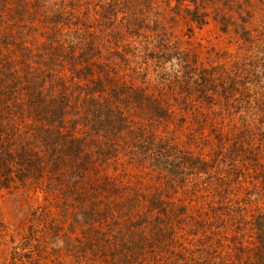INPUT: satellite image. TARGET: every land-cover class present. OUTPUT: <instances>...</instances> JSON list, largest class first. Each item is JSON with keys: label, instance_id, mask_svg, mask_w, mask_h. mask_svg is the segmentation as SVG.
I'll return each mask as SVG.
<instances>
[{"label": "trees", "instance_id": "trees-1", "mask_svg": "<svg viewBox=\"0 0 264 264\" xmlns=\"http://www.w3.org/2000/svg\"><path fill=\"white\" fill-rule=\"evenodd\" d=\"M215 1L219 0H163L161 9V2L154 5L153 0H0V188L32 182L60 200V220L47 219L41 207L31 215L35 226L45 224L31 227V233L51 229L47 255L63 252L62 244L69 238L73 245L64 251L75 264H134L135 257L152 254L157 264H227L231 258L238 264H264V210L252 217L251 224L248 221L249 243L244 244L236 226L230 238L220 235L227 229L225 213L232 210L227 182L219 181L230 155V149L226 158L222 153L227 135L218 137L211 154H193L189 146L180 148L172 136L149 129L171 113L157 94L142 86L145 80L149 84V74L155 71L167 100L174 92L163 83L177 81L182 70L187 87L179 93L181 104L186 103L185 113L197 122L184 145L200 142L206 134L208 115L198 104L212 102L210 92H218L221 99L230 95L227 89L242 93L215 86L210 76L177 55V71L166 73L164 65L173 61L175 53L163 43L143 49L154 41L147 33L157 29L149 8L162 10L163 19L166 14H184L198 23L214 7L227 24L261 20L264 27V0H220L221 7ZM160 28L166 38L167 29ZM131 56L134 66L132 62L130 66ZM258 61L259 68L264 67L256 57ZM254 95L246 96L253 99ZM261 111L259 151L264 153ZM249 132L245 126L238 136L247 142ZM125 144L131 145L128 153L147 159L156 172L155 183L170 189L161 194L159 185L154 187L156 192L149 186L144 188L147 191L137 188L132 199L125 192L129 188L109 173L113 168L125 174L119 168L123 164L114 161L123 155ZM254 157L258 160L253 170L264 175L259 156ZM212 189L220 202L213 208L215 216L196 199L204 200ZM178 191L188 203L173 199L171 193ZM240 210L235 224L241 220ZM210 216L211 222L206 221ZM69 233L73 236L66 237ZM189 234L203 240L188 253L182 240ZM33 235L29 249L27 243L14 249L11 264L37 257L32 243L39 241Z\"/></svg>", "mask_w": 264, "mask_h": 264}, {"label": "rangeland", "instance_id": "rangeland-1", "mask_svg": "<svg viewBox=\"0 0 264 264\" xmlns=\"http://www.w3.org/2000/svg\"><path fill=\"white\" fill-rule=\"evenodd\" d=\"M160 2L162 9L163 0H153L154 5H158ZM214 4L219 7L222 5L220 0L215 1ZM146 6L148 5L146 4ZM211 8V11L208 10L209 16L205 17V20L199 19L198 23L192 22L189 18L190 16L184 14L171 17L166 14L163 19L164 12L162 10H151L149 8V14L153 19L157 20V25L152 26L157 29L147 33L150 37L153 36L154 41L151 42L150 46L143 47V49H152L163 43L168 50L175 53L173 61L164 65L166 73H175L177 71L178 65H175L177 62L174 60L177 55L179 56L178 60L184 63L189 62L198 72H202L204 76H210L215 86L232 87L231 89H240L242 91V93L240 92L241 94H238L239 92L235 90L230 91L227 89L226 92L230 95L226 94V98L222 99L218 92H210L212 97H214L213 101L206 102V100H203V102L201 101L198 104L204 109L202 111L203 114L208 115V119L205 120L206 134H203L202 138L198 140L200 142H196L193 145H184L187 136L196 128L197 122L194 121L195 119L188 118L185 113L184 106L186 107V103L181 104L183 97L179 93L185 92L187 87L184 83L185 79L181 69H179L177 81L173 79L169 80L170 82L165 81L166 83H163V85L168 83L170 85L168 90L171 89L174 92L172 96L166 97L167 100L162 95V92H164L161 89L162 82L160 83L155 70V72L149 74V84L145 80L144 83L146 85L142 86L146 87L150 93H154V96L157 94L156 96L165 102L166 107L171 111L168 119L162 118V120L154 121L155 123L149 127L156 135L162 133V136L164 134L172 136L174 138L173 141L180 148L184 149V147L189 146L193 154H207L212 148H216L218 141L221 139L218 137H226L227 135L228 139L222 145L224 149L222 153L223 157H225V153L227 154L230 149V155L228 158L225 157L227 163L224 162L225 164L222 165V169L224 168L225 170L219 176V181L225 179L227 182L226 196L232 199V210L228 214L225 213L227 229L220 231V235L226 234L230 238L237 232L236 226L240 230L238 236H240L244 244H247L252 239L248 221L251 224L252 217L264 210V175H262V172L253 170L254 161L258 160L254 155L259 156L264 166V153L259 151L261 149L258 136L263 129L260 126V121L263 119L261 110L263 109L264 111V74H261L264 72V67L261 66L259 68L261 61L255 62L257 57L264 63V27L261 25V20L259 22H256V20L249 21L246 24L237 20L235 23L228 22L227 24L222 19L221 13L215 14V8ZM161 26L167 29L168 35L166 38H164L165 35L160 28ZM224 29L226 30L224 31ZM140 42H144V40L141 39ZM141 45L144 46V43ZM133 46L135 49L136 45ZM158 50L159 48L154 49V51ZM138 56L145 60L143 55ZM136 59L134 57L135 61ZM131 62L134 66L132 56L130 58V66ZM149 65L153 66L150 62ZM245 72L247 77H244ZM247 83L248 87L245 86ZM254 92L255 95L253 94ZM245 94L254 95V98L249 99ZM184 121L187 124H184ZM245 126H248L250 130V136L245 135L247 136V142L238 136ZM209 131H212V133ZM130 149V144L122 145L120 154L123 155L114 159L120 165L123 164L122 166L117 165L125 174L119 175L116 173L117 171L113 172V168L110 169L109 173L111 175L115 174L114 177H116V181L121 186L129 188V191L125 188V192L134 199L137 194V188H141L143 191L144 188L149 186L154 191V187L159 184L155 183L156 172L151 171L147 164V159L138 156V153L131 155V152L128 153ZM157 188L162 191L160 192L161 194L170 189L166 184H163V186L159 185ZM212 188H215V185H212ZM144 190L147 191L146 189ZM211 191L213 189L208 190L211 194H207V196H205L206 193L203 194L205 196L204 200L201 198L196 199L197 203H205L207 207L209 206L207 211L209 210L210 214L215 216L217 214H213V208L217 207L220 202H218V196ZM49 194L50 192L48 191L44 194L39 188L36 189L32 182L27 183L23 187L16 185L9 189L0 188V264H11L14 249L16 247L22 249L23 243H27V249H29L32 234L39 241L37 244L32 243L33 246L36 245L33 249L38 251V253H36L37 257L35 259H31L25 264H75L69 257V253L64 251L68 244L70 246L73 245L69 238L66 239V244H62L64 247L63 252L56 256L53 254L47 255L46 253L49 251L51 244L50 240L52 239L51 229L47 227L41 230V234L31 233L30 231V228L35 226L31 216L32 212L39 209V207L44 209L45 216L49 215L47 219L60 220L58 217L62 213V210L58 208L60 200L56 196H48ZM171 194L175 200L183 199L187 203L189 202L180 191L176 194ZM193 204H195V201H193ZM239 208L242 209L239 214L241 215V220L235 224L233 219H237L235 215L239 213ZM66 215L70 219L69 211ZM212 216L207 217L206 221L211 222ZM132 219L135 221L134 217ZM245 222L248 223L243 226L242 230L241 226ZM42 225L45 224L38 223L35 227H41ZM64 227L63 230L65 232ZM190 235H187L186 239L182 240L188 249V253L191 250L196 251V247H200L203 240L198 239V236ZM69 236H73V234L69 233L66 237ZM153 257V254L152 257L147 255L144 259L138 256L133 259V263L157 264V259ZM175 257L177 262L179 258ZM16 264L24 263L17 262ZM227 264L238 263L231 258L227 261Z\"/></svg>", "mask_w": 264, "mask_h": 264}]
</instances>
